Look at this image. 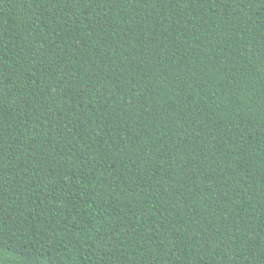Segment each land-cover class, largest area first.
Instances as JSON below:
<instances>
[{
    "label": "trees",
    "instance_id": "obj_1",
    "mask_svg": "<svg viewBox=\"0 0 264 264\" xmlns=\"http://www.w3.org/2000/svg\"><path fill=\"white\" fill-rule=\"evenodd\" d=\"M0 264H264V0H0Z\"/></svg>",
    "mask_w": 264,
    "mask_h": 264
}]
</instances>
